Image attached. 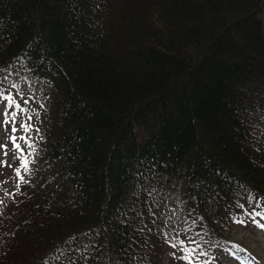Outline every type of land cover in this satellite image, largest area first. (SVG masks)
<instances>
[{
	"label": "trees",
	"instance_id": "1",
	"mask_svg": "<svg viewBox=\"0 0 264 264\" xmlns=\"http://www.w3.org/2000/svg\"><path fill=\"white\" fill-rule=\"evenodd\" d=\"M18 71L31 171L0 209V264H166L176 247L225 264L232 229L257 227L264 0H0V98Z\"/></svg>",
	"mask_w": 264,
	"mask_h": 264
},
{
	"label": "rangeland",
	"instance_id": "2",
	"mask_svg": "<svg viewBox=\"0 0 264 264\" xmlns=\"http://www.w3.org/2000/svg\"><path fill=\"white\" fill-rule=\"evenodd\" d=\"M14 85L16 86L14 89H11L3 98H0V145H6L7 151V155H5V149L0 148V162H6L0 163V201H2L0 203V209L8 197L10 190L15 185L16 168L14 164L18 158L14 152L10 138L16 137L17 143H19L23 150L24 143L30 141V133L32 132L31 130L26 132L22 127V125L26 124L32 129L30 119L27 117L28 113H18V108H9L8 100L5 97L14 98L16 103L20 105L18 102L19 98L28 97L34 90L28 86L26 76L21 71L17 72ZM4 113L15 115V119L13 120L10 115L8 122H5ZM13 128L16 131H13ZM20 137H25L26 140L20 139ZM181 211L182 197L178 193L170 195L165 208V216L167 224L171 228H175L180 224ZM227 237V248L223 255L225 264H253V262L255 264H264V230L254 226L245 228L236 227L232 229L231 234ZM168 249L166 250L167 253L165 256L166 264H195L194 260H191L189 254L185 253L182 248L177 249L176 247L171 253Z\"/></svg>",
	"mask_w": 264,
	"mask_h": 264
},
{
	"label": "snow or ice",
	"instance_id": "3",
	"mask_svg": "<svg viewBox=\"0 0 264 264\" xmlns=\"http://www.w3.org/2000/svg\"><path fill=\"white\" fill-rule=\"evenodd\" d=\"M5 99L8 100V107L9 108H12V107L19 108L20 107V105L16 103L14 98L5 97ZM3 115L5 117V122H8V118H9L10 115H11V118L13 120L15 119V115H12L10 113H4ZM29 119H31V118L29 117ZM22 127H23L24 131H26V132L31 130L29 125L25 124V125H22ZM12 130L16 131L15 128H13ZM10 139H11V142L13 144L14 152H15V154H17V158H19L21 160L20 168L16 169L15 175H16V177H18L20 183H26L27 181H25L24 176L21 175V168L23 169V171L25 173H30V171H31V169L29 167L30 161L27 159V157H25L23 155V150L21 149L19 143H17V138L16 137H11ZM20 139H25L26 140L25 137H20ZM28 146L32 147L31 144H29ZM0 148H4L5 149L4 154L7 155L6 145H0ZM0 163H6V162H0ZM17 188H19V183L17 184ZM0 203H2V201H0ZM255 217H260V219L257 220ZM261 220H264V212H256L255 215L253 216V223H255L257 225V227H259L262 230H264V223H261ZM236 222L237 223H244V220L238 219ZM173 247H176V245L173 244ZM253 264H255V262H253Z\"/></svg>",
	"mask_w": 264,
	"mask_h": 264
}]
</instances>
